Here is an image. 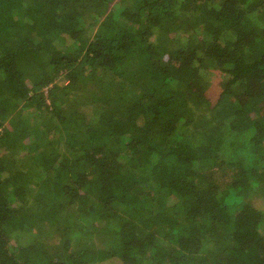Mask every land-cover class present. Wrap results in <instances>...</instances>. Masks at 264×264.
Returning a JSON list of instances; mask_svg holds the SVG:
<instances>
[{"label": "trees", "instance_id": "trees-1", "mask_svg": "<svg viewBox=\"0 0 264 264\" xmlns=\"http://www.w3.org/2000/svg\"><path fill=\"white\" fill-rule=\"evenodd\" d=\"M106 260L264 264V0H0V264Z\"/></svg>", "mask_w": 264, "mask_h": 264}, {"label": "rangeland", "instance_id": "rangeland-1", "mask_svg": "<svg viewBox=\"0 0 264 264\" xmlns=\"http://www.w3.org/2000/svg\"><path fill=\"white\" fill-rule=\"evenodd\" d=\"M260 200V199H259ZM259 200L257 201V202H259ZM256 202V201H255ZM99 264H110V262H108V260H106V261H102V262H100Z\"/></svg>", "mask_w": 264, "mask_h": 264}]
</instances>
